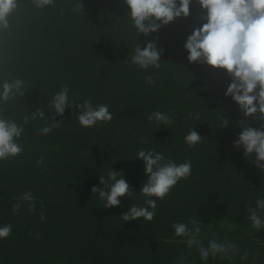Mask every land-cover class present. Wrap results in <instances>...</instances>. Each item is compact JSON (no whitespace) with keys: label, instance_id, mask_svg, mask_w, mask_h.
<instances>
[{"label":"trees","instance_id":"16d2710c","mask_svg":"<svg viewBox=\"0 0 264 264\" xmlns=\"http://www.w3.org/2000/svg\"><path fill=\"white\" fill-rule=\"evenodd\" d=\"M76 2L55 0L54 7L40 9L32 0H17L9 27L0 29V83L25 82L24 95L0 107L17 123L29 116L18 141L23 152L0 161V226L12 225L9 237L0 239V264H177L182 256L187 264H203L171 227L189 218L201 223L205 244L213 235L228 236L258 254L255 264H264V230H253L246 219V206L264 196V173L233 147L243 117L223 95L230 81L223 70L189 63L183 48L203 23L199 6L193 2L188 18L147 37L164 52L158 69L140 70L129 57L136 41L143 48L146 38L135 40L123 0H81L82 12L73 11ZM148 74H154L152 84L145 81ZM64 86L75 102L53 121L63 123L41 136L45 121L31 120L30 113L40 108L51 120L47 102ZM85 99L94 107L107 105L111 121L80 126L76 105ZM154 111L172 116V123L149 121ZM197 112L200 119L194 120ZM220 114L229 119L226 127H219ZM192 128L203 138L189 149L184 137ZM139 150L177 164L190 160L192 173L157 200L151 222L122 221L128 207L144 205L139 190L147 176L143 161L135 159ZM110 168L122 171L137 195L105 209L91 188L103 187L99 176ZM25 191L34 194L36 211L28 213L27 202L20 201V213L12 214ZM208 264L227 261L210 258ZM244 264H252L251 257Z\"/></svg>","mask_w":264,"mask_h":264},{"label":"clouds","instance_id":"9594fccd","mask_svg":"<svg viewBox=\"0 0 264 264\" xmlns=\"http://www.w3.org/2000/svg\"><path fill=\"white\" fill-rule=\"evenodd\" d=\"M32 2L40 9L55 6V0ZM193 2L199 6L202 13L199 20L203 23L194 27L186 37L183 44L187 52L186 59L189 63L209 66L212 70H223V75L230 81L223 95L231 97L243 117L238 121L240 131L233 147L242 148L243 158L251 160L258 171L264 173V0H123L128 9L124 19L134 31L135 40L140 35L146 38L143 48L136 41L129 57L130 64L140 70L158 69L164 49L158 47L157 39L147 40V37L178 19L188 18ZM16 8L17 0H0V29L9 27L8 18ZM73 11H83L81 0L74 4ZM145 81L152 84L154 74L146 75ZM24 88L23 79L4 80L0 83V105H7L16 97H22ZM74 102L69 98L68 87L64 86L47 102V109L54 112L51 120L45 118V111L40 108L32 111L31 120L45 121L39 129L40 135L47 136L54 128H58L63 120L53 122L55 117L63 116L65 109ZM76 106L80 110L76 120L84 128L112 119L107 105L94 107L90 99H85ZM192 118L199 120V112ZM147 119L167 125L172 123L173 117L154 111ZM219 120L221 128L229 124V119L223 118L222 114ZM28 122L29 116H25L23 123H17L10 116H5L3 107H0V161L9 162L23 152L18 141L24 133V125ZM253 122L258 123V127L249 126ZM202 138L192 128L184 137V142L191 149ZM141 143L146 141L141 138ZM135 159L143 161V171L147 176L139 190L144 205H131L119 218L122 221L143 218L144 221L151 222L156 216L157 200H163L179 181L191 175L192 162L186 160L177 164L172 159H166L162 153L145 150L137 151ZM37 163L43 164V159ZM99 184L103 187L93 186L91 194H98L105 209L121 206L122 197L133 198L137 195L123 177V172L112 168L106 176H99ZM35 200L32 191H25L18 202L12 205V214L20 213V201L27 202L28 213L35 212ZM246 219L253 230H264V196L258 197L254 204L246 206ZM40 220H46L43 213L40 214ZM171 227L175 237L185 238L187 247L195 248L203 264H208L210 258H219L227 261V264H235L238 259L240 264H244L250 257L252 264H255L258 254L253 255L250 250H242L228 236L218 239L213 235L205 244L201 240V223L195 218H189L187 222H174ZM11 231L10 224L0 226V239H7ZM177 264L187 262L182 256Z\"/></svg>","mask_w":264,"mask_h":264}]
</instances>
